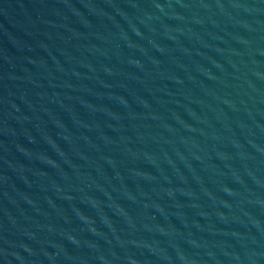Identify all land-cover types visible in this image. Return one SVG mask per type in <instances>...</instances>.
<instances>
[{"label": "water", "instance_id": "95a60500", "mask_svg": "<svg viewBox=\"0 0 264 264\" xmlns=\"http://www.w3.org/2000/svg\"><path fill=\"white\" fill-rule=\"evenodd\" d=\"M0 264H264V0H0Z\"/></svg>", "mask_w": 264, "mask_h": 264}]
</instances>
